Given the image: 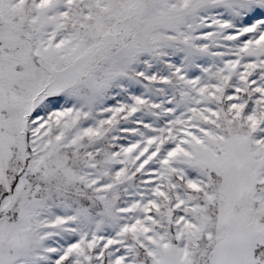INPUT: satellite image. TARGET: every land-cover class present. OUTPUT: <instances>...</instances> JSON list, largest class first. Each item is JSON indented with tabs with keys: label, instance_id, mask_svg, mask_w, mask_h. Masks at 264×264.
Here are the masks:
<instances>
[{
	"label": "snow or ice",
	"instance_id": "1",
	"mask_svg": "<svg viewBox=\"0 0 264 264\" xmlns=\"http://www.w3.org/2000/svg\"><path fill=\"white\" fill-rule=\"evenodd\" d=\"M0 264H264V0H0Z\"/></svg>",
	"mask_w": 264,
	"mask_h": 264
}]
</instances>
